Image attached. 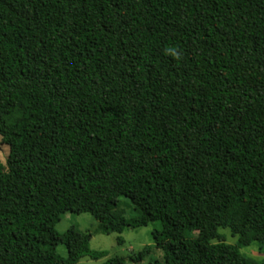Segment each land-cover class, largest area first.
I'll list each match as a JSON object with an SVG mask.
<instances>
[{"label":"trees","instance_id":"trees-1","mask_svg":"<svg viewBox=\"0 0 264 264\" xmlns=\"http://www.w3.org/2000/svg\"><path fill=\"white\" fill-rule=\"evenodd\" d=\"M0 138V264L105 258L64 214L158 223L164 264H264L240 253L264 244V0H0Z\"/></svg>","mask_w":264,"mask_h":264},{"label":"rangeland","instance_id":"rangeland-1","mask_svg":"<svg viewBox=\"0 0 264 264\" xmlns=\"http://www.w3.org/2000/svg\"><path fill=\"white\" fill-rule=\"evenodd\" d=\"M8 147L2 145L0 138V162L5 165L8 158ZM118 209L124 212V217L129 219L135 214L132 212V206L128 200L119 199ZM98 223L88 214L72 215L64 214L61 216L60 222L56 226L59 234H64L70 228H75L80 232H89L92 237L89 247L94 252H104L107 254L105 258L92 260L90 258H82L77 264H104L110 258H124L125 264H164L163 253L158 250L152 238V233L160 229L158 223L151 224L145 228L126 229L122 234L104 235L98 230ZM219 236L228 245H235L237 238L233 237L228 230H219ZM197 235V230H193L192 236ZM123 242L118 244V240ZM144 256L140 261L134 262L135 258L144 252ZM61 258L67 257V251L64 246H58L56 250ZM240 253L247 258L256 262L264 260V244L253 243L248 247L240 249Z\"/></svg>","mask_w":264,"mask_h":264}]
</instances>
